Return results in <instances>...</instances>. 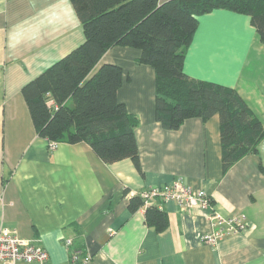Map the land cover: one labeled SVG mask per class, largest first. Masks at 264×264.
<instances>
[{"label":"crops","instance_id":"1","mask_svg":"<svg viewBox=\"0 0 264 264\" xmlns=\"http://www.w3.org/2000/svg\"><path fill=\"white\" fill-rule=\"evenodd\" d=\"M84 41L71 0H0V230L16 229L46 249L45 264H79L75 252L86 264H264V140L224 171L218 114L164 128L156 72L138 62L141 49L114 46L95 71L104 63L123 68L118 97L139 118L143 173L131 159L103 161L85 141L52 150L37 133L24 85ZM184 70L237 90L264 126V43L248 14L200 15ZM178 179L205 189L215 211L245 214L248 227L211 245L201 239L214 229L209 209L154 198L145 205L167 211L163 231L146 223L145 206L129 210L134 195Z\"/></svg>","mask_w":264,"mask_h":264},{"label":"trees","instance_id":"2","mask_svg":"<svg viewBox=\"0 0 264 264\" xmlns=\"http://www.w3.org/2000/svg\"><path fill=\"white\" fill-rule=\"evenodd\" d=\"M71 1L83 24L84 43L22 89L40 136L85 141L103 161L131 159L143 173L136 136L139 118L118 97L123 68L104 63L95 71L103 55L121 45L141 49L138 62L154 67L156 119L164 128L177 130L189 118L218 114L224 171L259 152L264 126L243 97L232 87L191 77L184 62L199 16L216 8L248 14L264 43V0ZM142 206L149 226L167 228L169 216L159 204L145 205L141 194L130 198L131 212Z\"/></svg>","mask_w":264,"mask_h":264},{"label":"built area","instance_id":"3","mask_svg":"<svg viewBox=\"0 0 264 264\" xmlns=\"http://www.w3.org/2000/svg\"><path fill=\"white\" fill-rule=\"evenodd\" d=\"M50 105L54 104L51 99ZM58 142L49 141V146L55 150ZM145 203L154 198L163 201L173 200L182 209H190L201 206L209 209V218L212 220L214 229L201 235V239L211 245H216L225 237L237 234L248 227L246 215L243 213L234 215H223L214 210L212 198L205 189H194L181 179L162 186H151L141 193ZM1 197V196H0ZM67 245L72 244V239H67ZM80 252H75L73 260L79 264ZM49 254L46 249L36 244L34 240L19 236L16 229L3 227L0 230V264H45ZM79 261V262H78Z\"/></svg>","mask_w":264,"mask_h":264},{"label":"rangeland","instance_id":"4","mask_svg":"<svg viewBox=\"0 0 264 264\" xmlns=\"http://www.w3.org/2000/svg\"><path fill=\"white\" fill-rule=\"evenodd\" d=\"M70 103H72V101H70Z\"/></svg>","mask_w":264,"mask_h":264}]
</instances>
